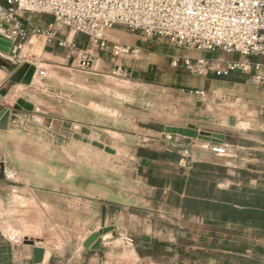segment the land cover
Segmentation results:
<instances>
[{
    "label": "crops",
    "instance_id": "obj_1",
    "mask_svg": "<svg viewBox=\"0 0 264 264\" xmlns=\"http://www.w3.org/2000/svg\"><path fill=\"white\" fill-rule=\"evenodd\" d=\"M0 5L4 6L5 0H0ZM22 19L24 24L30 22L42 29L53 21L51 16L37 14H26ZM103 38L105 47L100 48L84 35L58 31L57 40L73 43L78 51L91 55L92 65L87 70L79 67L78 58L67 49L62 55L55 54V47L59 48L56 44L43 43L40 47L32 37L12 41L17 47L14 59L0 53V112L9 111L7 128L0 130V224L27 230L24 244L12 248V264H33L34 247L51 250L49 264H128L122 260L126 251L130 264H180L179 242L148 232L136 235L127 229H147L152 223L150 218L165 212L178 218H194L183 215L171 202L179 195L178 188L174 190L166 181L162 184V179L178 178L181 170L205 161L190 155L194 141L166 135L164 129L191 128L222 134V144H203L228 147L227 133L200 129L194 124L198 117L212 116L216 102H222L221 106L230 102L237 107L233 115L239 140L234 161L237 174L243 176H238V183L226 186L216 181L218 188L258 189L264 178V86H252L249 76L240 71L226 76L209 71L206 76L195 77L181 66L171 67L177 57L203 59L221 68L227 62L264 64V58L179 49L162 38L148 40L123 26L105 30ZM114 44L135 52L113 56ZM23 63L33 64L36 70L46 72L45 65L58 71L43 80L34 74L29 86L11 83L10 77ZM117 68L125 70L127 76L114 77ZM133 73L140 77L133 78ZM176 82L182 91H204L206 96L179 97L178 102L189 103L191 109L168 119L163 114L153 119L132 114L131 95L117 90L151 84L163 88L161 93L165 95ZM222 96L226 101L221 100ZM19 100L31 110L20 108ZM199 102L202 108L197 109ZM101 105L109 107L115 116L93 108ZM225 113L224 121L229 117ZM132 117L137 123L131 122ZM147 123L153 132L150 135L143 133ZM248 131L254 135L250 142L245 138ZM165 140L181 145L171 151L163 147ZM200 222L204 228L213 227ZM168 226L176 227L172 222ZM106 227L115 230L114 240L102 241L99 251L82 247L91 234H101ZM220 227L228 230L230 226ZM243 229L246 237L236 239L237 245L247 246L242 256L264 264V233L257 236L249 228ZM0 235L6 240L1 231ZM225 239L220 236V242ZM168 247L175 248V254ZM204 250L207 253L209 249ZM218 263L228 264L222 259Z\"/></svg>",
    "mask_w": 264,
    "mask_h": 264
},
{
    "label": "built area",
    "instance_id": "obj_2",
    "mask_svg": "<svg viewBox=\"0 0 264 264\" xmlns=\"http://www.w3.org/2000/svg\"><path fill=\"white\" fill-rule=\"evenodd\" d=\"M26 14L51 16L53 21L42 29L30 22L24 24ZM3 25L8 27L4 36L11 41L32 37L41 39L45 46L56 44L67 49L83 70L91 67V55L78 51L73 43L57 40L60 29L84 35L100 48L105 47V30L123 26L148 40L162 38L179 49L264 58V0H5V5H0V28ZM134 52L117 44L111 47L113 56ZM179 66L195 77L206 76L209 71L217 76L240 71L249 76L252 86H264V64L227 62L221 68L207 60L177 57L171 67ZM112 75L125 78L127 73L117 68ZM46 76L45 70L35 72L38 80ZM182 92L201 99L206 96L204 91ZM215 151L224 156L228 150L219 146ZM6 240L12 248L19 241L16 235Z\"/></svg>",
    "mask_w": 264,
    "mask_h": 264
},
{
    "label": "rangeland",
    "instance_id": "obj_3",
    "mask_svg": "<svg viewBox=\"0 0 264 264\" xmlns=\"http://www.w3.org/2000/svg\"><path fill=\"white\" fill-rule=\"evenodd\" d=\"M36 15V14H34ZM26 16V15H25ZM36 39V38H34ZM37 43L40 47L43 46V41L41 39H37ZM63 49H59L55 47V54H64ZM44 68H47L46 74L47 77L52 76L53 74L51 72L58 71L55 68H51L48 66L43 65ZM68 74H71V71H68ZM36 82H38L36 80ZM177 82L175 83L173 88H167V92L165 95H163L162 90L163 88H159L157 85H151L147 84V87L138 86V87H131L130 89H117L119 91L127 92L131 95V103L134 104L131 108V113L136 114L139 113L140 115L147 116L148 119H153L154 116L163 114L165 119H168L172 117L174 114L180 113L182 110H189L191 109V105L189 103H180L178 102L179 97L187 98L188 95L186 92H182V90L177 86ZM181 90V91H180ZM186 91V90H185ZM222 102H216V106H212V116L210 117H198L194 122L195 126H197L200 129H209L211 131H217L222 133H227L229 136V140L227 142V153L224 156H220L216 153L215 150L219 149V146H209V145H203V146H196L191 151L190 155L195 157L196 160L199 162L209 163L215 166L222 167L224 169L223 177L217 178L216 181L218 185L226 186L229 184H236L238 183V176H240V179L243 178L242 174H237V170L235 168L236 163L234 161V156L236 155V143L239 140L238 134L239 132L237 130L236 125V119L233 114L236 113L237 107L236 105L227 102V105H220ZM202 102H199L196 104V108L200 109L202 108ZM104 108H108L104 105H101ZM137 107H141L144 109L143 111L137 110ZM255 108V107H254ZM199 112V111H197ZM225 112L228 114V119L224 121ZM105 114V113H103ZM107 115V114H105ZM138 115V114H137ZM131 122L133 124L137 123V119L132 117ZM147 127L145 128L147 131H143L144 134H151L153 132L150 130V124L147 123ZM245 138L247 140H252L254 138V135L251 131H248L246 133ZM248 142V141H247ZM181 145L180 143H177L173 140H165L163 147L165 149L169 150H178L174 148V146ZM209 146V147H208ZM187 149V148H186ZM175 152V151H174ZM225 174V175H224ZM225 176V177H224ZM246 179V178H245ZM249 183V182H248ZM11 216V214H9ZM141 217L143 218L144 215L141 214ZM152 223L148 224L149 228H130L127 229L128 233H135L136 235L148 232L149 234H158V236L164 240L166 239H174V241L179 242L181 245L180 248L182 250V253H179L180 255V264H219L218 259L215 258H206L203 261H193L192 254L196 253L198 250H202V248L210 249L211 243L215 241V237L210 238V240L205 239V236H207V227L204 228L201 225V222L198 218H178L175 214L171 212H165L163 214H157L154 215V217L150 218ZM170 222H172L176 227L170 228L168 224L170 225ZM0 231L4 234L6 238H9L10 236H17L18 244H15L18 248L24 244V241L26 240V234L27 230L25 229H19L17 227L12 226L10 223H7L5 225L0 224ZM226 232L230 235H239L240 237H246L247 234L240 233L236 234L235 232H232L231 230H226ZM206 233V235H205ZM218 235V234H217ZM170 252L174 251L175 254V248L168 247ZM169 252V253H170ZM205 252V250L203 251ZM207 253H209V250H207ZM212 254L214 253V249H212ZM184 255V256H183ZM185 256H188L186 258ZM170 257V255L168 256ZM124 262L130 264V257L128 255V251L124 253L123 259ZM174 260L175 256H174ZM32 262H33V249H32ZM176 263V262H175ZM174 263V264H175Z\"/></svg>",
    "mask_w": 264,
    "mask_h": 264
},
{
    "label": "trees",
    "instance_id": "obj_4",
    "mask_svg": "<svg viewBox=\"0 0 264 264\" xmlns=\"http://www.w3.org/2000/svg\"><path fill=\"white\" fill-rule=\"evenodd\" d=\"M222 172V167L196 163L189 170H181L178 178H164L161 183L169 182L174 190L178 188L179 195L173 197L171 202L183 215L196 217L213 226L207 232L209 238L215 237L209 253L203 252L202 248L192 254L193 261L212 257L218 261L225 260L228 264H259L258 260L242 256L247 246L237 245L239 235L232 234L229 238V234L220 226L229 225V230L236 234L242 233L243 228H249L257 236L264 233V178L258 189L236 186L219 189L216 179L223 177ZM220 236L226 241L220 242ZM212 249L215 254L211 253ZM11 252L12 246L0 235V264H12ZM257 252L261 253L259 250Z\"/></svg>",
    "mask_w": 264,
    "mask_h": 264
},
{
    "label": "water",
    "instance_id": "obj_5",
    "mask_svg": "<svg viewBox=\"0 0 264 264\" xmlns=\"http://www.w3.org/2000/svg\"><path fill=\"white\" fill-rule=\"evenodd\" d=\"M7 26L3 25L0 28V53L9 56L14 59L17 53V47L13 45L12 41L4 36V31L7 30ZM7 62L17 65L19 62L13 63L12 60L7 59ZM36 68L33 64L23 63L18 66L10 77V82L14 84H21L24 86H29L34 77ZM133 78H139V74L133 73ZM18 106L23 108L26 111L31 110V106L25 103L23 100L18 101ZM94 109L105 113L110 116H115V112L104 108L102 106H95ZM9 118V111L3 110L0 112V130H5L7 128ZM166 135H175L190 139L194 141V145L203 146V143H212V144H222L225 140V136L218 133H209V132H198L191 128H173L166 127L164 129ZM116 238V232L112 227L103 228L101 234L95 232L91 234L82 244V247L86 250L99 251L101 247V242H108ZM51 257L50 249L43 248H33V264H49Z\"/></svg>",
    "mask_w": 264,
    "mask_h": 264
},
{
    "label": "bare ground",
    "instance_id": "obj_6",
    "mask_svg": "<svg viewBox=\"0 0 264 264\" xmlns=\"http://www.w3.org/2000/svg\"><path fill=\"white\" fill-rule=\"evenodd\" d=\"M28 51H29V48H27L26 51H25V54H24V55H25V58H26V56H27ZM35 79H36V78H35Z\"/></svg>",
    "mask_w": 264,
    "mask_h": 264
}]
</instances>
